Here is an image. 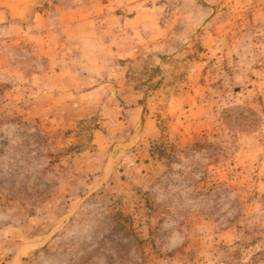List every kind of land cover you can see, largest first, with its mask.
I'll list each match as a JSON object with an SVG mask.
<instances>
[{
	"label": "rangeland",
	"instance_id": "obj_1",
	"mask_svg": "<svg viewBox=\"0 0 264 264\" xmlns=\"http://www.w3.org/2000/svg\"><path fill=\"white\" fill-rule=\"evenodd\" d=\"M0 264H264V0H0Z\"/></svg>",
	"mask_w": 264,
	"mask_h": 264
},
{
	"label": "trees",
	"instance_id": "obj_2",
	"mask_svg": "<svg viewBox=\"0 0 264 264\" xmlns=\"http://www.w3.org/2000/svg\"><path fill=\"white\" fill-rule=\"evenodd\" d=\"M22 126H25V123H20ZM28 137H31L32 139L34 138L36 141H35V143H36V147L39 149L38 151L40 152V150H41V146L44 144V143H46L47 142V140H46V138L43 136V134L41 133V131H38V130H36V132H34V133H31V135L30 136H28ZM45 147V146H44ZM47 151V155L48 156H54L55 154H53V153H51V152H49L48 151V149L46 150ZM3 183H5V182H3Z\"/></svg>",
	"mask_w": 264,
	"mask_h": 264
}]
</instances>
